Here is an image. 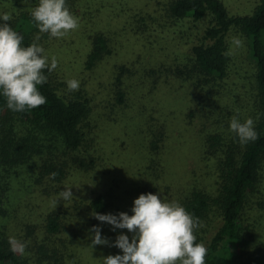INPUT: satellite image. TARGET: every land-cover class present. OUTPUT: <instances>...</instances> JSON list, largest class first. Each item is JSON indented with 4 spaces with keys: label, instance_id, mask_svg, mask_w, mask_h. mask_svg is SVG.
I'll return each instance as SVG.
<instances>
[{
    "label": "trees",
    "instance_id": "obj_1",
    "mask_svg": "<svg viewBox=\"0 0 264 264\" xmlns=\"http://www.w3.org/2000/svg\"><path fill=\"white\" fill-rule=\"evenodd\" d=\"M38 3L0 0V14H11L8 23L23 36V46H30L37 35L36 42L45 49L69 47L85 37L84 70L94 71L99 62L110 58L113 109L115 101L127 107L136 97L156 96L165 108L168 93L173 98L183 93L189 99L180 105L179 113L184 114L187 127L179 129L180 137L175 139L174 121L148 122L143 131L146 162L135 178L139 183L132 179L131 197L121 182L112 179L103 190L90 186L82 196L73 191L71 200H61V206L55 207L53 201L67 177L93 169L100 158L92 123L93 95L81 82L77 91H69L66 83L82 81L85 71L79 76L58 66L51 72L45 69L48 79L38 90L47 102L35 109L14 112L0 94V264H103L108 255H122L114 246L92 247L90 229L100 227L101 236L110 243L121 233L131 240L132 233L113 231L92 213L132 215L128 206L147 193H162L165 200L178 202L199 218L204 227L194 230L195 243L208 250L205 264H264V0L235 11L225 0H66L70 12L79 18V28L63 38L39 32L31 16ZM186 22L196 24L197 32L181 38V55L177 51L161 54L164 39L170 43L168 37L173 34L174 39L175 31ZM233 34L243 39L251 59L245 74L235 72L233 66ZM134 46H139L138 51L129 58L126 53ZM146 52L152 55L151 61ZM233 74V84H242V92L221 103ZM144 108L137 109L147 117ZM196 116L209 122L210 130L188 143H196L198 170L205 172L208 165L213 169L210 188L197 184L196 173L184 166L190 149L181 138ZM233 116L242 123L253 118L258 139L242 145L230 131ZM53 172L58 174L55 178ZM21 175L29 179L31 190L52 202L48 211L34 219L13 199L14 183ZM132 193L138 194L132 197ZM10 236L27 244L23 256L10 250Z\"/></svg>",
    "mask_w": 264,
    "mask_h": 264
},
{
    "label": "clouds",
    "instance_id": "obj_2",
    "mask_svg": "<svg viewBox=\"0 0 264 264\" xmlns=\"http://www.w3.org/2000/svg\"><path fill=\"white\" fill-rule=\"evenodd\" d=\"M31 16L40 33H47L53 38H63L70 31L79 28V18L74 16L66 0H39L32 9ZM11 14H0V94L6 98L7 108L14 112L35 109L44 105L46 97L38 90V85L47 82L48 72L55 70L58 61L55 56L49 57L45 49L36 41L37 35L30 46H23V36L8 23ZM243 39L236 36L232 44L237 48L243 47ZM69 91H77L80 82L68 80ZM230 131L235 133L242 145L258 139L253 118L240 122L237 116L230 121ZM58 174L53 172L52 178ZM74 197L72 188H64L58 193L53 205ZM132 215L127 212L118 214L92 213L101 223L112 226V230L127 229L132 233L131 240L126 234H119L114 243L101 236V229L93 226L91 246H114L122 251L121 254L108 255L103 258V264H205L208 255L207 248L197 240L194 230L204 227L199 218L189 213L176 201L168 202L162 193L140 194L133 201ZM10 250L23 256L27 244L15 237H9Z\"/></svg>",
    "mask_w": 264,
    "mask_h": 264
},
{
    "label": "rangeland",
    "instance_id": "obj_3",
    "mask_svg": "<svg viewBox=\"0 0 264 264\" xmlns=\"http://www.w3.org/2000/svg\"><path fill=\"white\" fill-rule=\"evenodd\" d=\"M225 1L229 4L230 9L235 11L248 10L256 0H243L242 3H239L240 0ZM196 32V24L187 22L183 23L181 27L175 31L174 39L173 34L168 37L169 40H172L170 43L167 42L168 40L164 39V42L161 45V54H171V52L174 51H177L179 54L178 50L181 48V38L188 34L190 36L195 35ZM68 35H70V32ZM236 36L237 35L233 34V37ZM232 38L231 50L235 57L233 64L235 72L238 71L241 74H245L248 72L251 59L249 58L245 46L243 45V47L237 48L232 44ZM86 41L87 38L82 37L80 39L77 38V40L69 47L52 46L51 48H44L45 54L48 55L49 60H51L52 56L56 57L58 67L62 71H70L79 76L83 75V71H85V77L82 81H80V79L78 81L83 85L85 84V87L88 86L93 95L91 96L94 106L92 123L95 126L93 130L95 146L98 149V155L100 157L97 166L93 169L83 172H73L70 174L65 180V187L63 186L64 182L60 190H63L66 187L72 188V192L76 191L78 195L82 196L83 189L86 188L85 192H87L90 186H92L97 190H103L106 186L111 184V180L113 179L112 181H114V183L121 182L122 188H125L124 193L127 191V197H131V194L129 196L128 193L129 190L132 191L133 188L132 179L135 181V178L140 174L141 167L144 166L146 162L144 157L147 136L143 131L146 130L145 128L148 125V122L151 124L154 123L153 121L155 120L162 122L167 119L169 121H174V138H179V129L187 127V121L183 117L184 114L180 115L179 107L184 105L189 98L183 93H180L177 97L173 98L169 97L168 93L165 108L164 104L161 108L162 104H160V101L157 102V96L156 98L149 97L143 100H139L136 97L134 100L131 99L128 101L127 107L118 104L117 101H115L117 107L113 109L110 101L114 103V100L112 97H109V93H111L109 76L112 71L111 64L109 63L110 58L99 62L94 71L84 70V65L82 64L84 58V56H82V50L86 48ZM138 48L139 46H134V48L127 52L126 55L129 58L134 57ZM179 55H181V53ZM145 57L148 61H151L153 58L148 52H146ZM234 78H236L235 74H233L232 79L227 80L225 90L226 98H223L221 100L223 102L221 103L228 101V97L233 94L242 92V89H240L242 84L238 83V85H234ZM104 104L109 105L110 109L102 108ZM138 107L147 108L148 111L145 114L147 117L140 114V111L137 109ZM192 122V126H188L189 128L187 129L189 132H193V134L191 135L189 132L187 133L185 131L181 138V142L190 149L186 154L184 166L187 171L196 173L197 184H200L205 188H210L212 186V179L209 177V173H212L211 175H213V169L207 164L208 166H206L205 172H201V167L200 170H198L199 155L193 152V150L196 149V143L193 145L188 143V140L191 138L199 140V138L203 136L202 134L204 130H210V123L205 122L204 119H201L199 116H196ZM169 154L171 156L173 155L171 152ZM210 165H212L211 162ZM206 172L207 175L205 177L202 176V174ZM119 179H121V181ZM174 179L175 176L172 180ZM78 187L81 188V190H77ZM137 188H134V192ZM34 189L35 188H32L31 190L29 188V179H27L25 175L16 178L13 187V199L18 203L19 208L23 212H27L28 217H32L33 219L34 216L42 215L52 207V202L45 196H42L41 193L39 194L34 191ZM85 194L86 193H84V196ZM132 194V197H136L138 193L136 195L134 193ZM57 206L60 207L61 203H58ZM132 207L133 205L128 206V208Z\"/></svg>",
    "mask_w": 264,
    "mask_h": 264
}]
</instances>
